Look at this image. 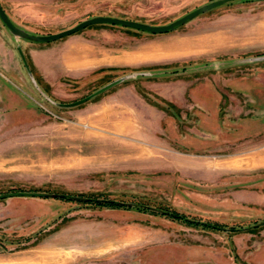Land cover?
I'll return each mask as SVG.
<instances>
[{"label": "rangeland", "instance_id": "rangeland-1", "mask_svg": "<svg viewBox=\"0 0 264 264\" xmlns=\"http://www.w3.org/2000/svg\"><path fill=\"white\" fill-rule=\"evenodd\" d=\"M208 0H0L34 33L94 14L166 23ZM71 101L58 106L31 84ZM264 0H228L165 32L93 23L47 42L0 22V191L36 188L172 209L59 197L0 198L4 264H264ZM144 72V73H140ZM230 228V229H227Z\"/></svg>", "mask_w": 264, "mask_h": 264}, {"label": "water", "instance_id": "water-1", "mask_svg": "<svg viewBox=\"0 0 264 264\" xmlns=\"http://www.w3.org/2000/svg\"><path fill=\"white\" fill-rule=\"evenodd\" d=\"M228 0H208L206 2L200 3L197 6L191 8L190 10L182 13L181 15L175 17L174 19L169 20L166 23H160V24H155V23H147L135 19H129V18H124V17H119V16H114V15H106V14H94L90 15L88 17H85L74 24H72L69 27L59 29L54 32H48V33H34L25 30L24 28L16 25L6 14L4 9L0 5V22L3 24V26L8 30V32L15 38H23L25 40L33 41V42H47L51 41L54 39H57L59 37L68 35L72 32H75L77 30H80L81 28L85 27L86 25L93 24V23H111V24H117V25H122L134 29H138L141 31H146V32H152V33H157V32H165L168 30H171L180 24L186 22L187 20L193 18L197 14L206 11L210 8H213L217 5H220ZM17 53L19 55V58L23 64V67L26 71V74L28 75V78L36 90L42 94L48 101H50L53 104H56L58 106H73L76 104H79L90 97L94 96L95 94L107 89L108 87L112 86L113 84L123 80L124 78L134 76L136 72H131L129 74H124L121 76H118L102 85L99 87L95 88L91 92L85 94L84 96H81L79 98H76L71 101H66V102H60V101H54L47 94H45L37 84L33 74L31 73L29 66L26 62V59L19 47V45L16 46ZM264 58V55L261 56H254V57H249L247 58L248 60H253V59H260ZM144 73V72H140ZM13 194H22V195H35V196H46V197H60V196H67L69 198H77V199H85V197L81 196H75V195H68L65 193H60V192H47V191H15V192H3L0 193V197L2 196H7V195H13ZM96 200H105L104 198H95ZM107 200V199H106ZM115 203H121L123 205H135L137 203L134 202H129V201H121V200H112ZM148 208L160 211L159 209L153 207V206H148ZM264 222V220H262Z\"/></svg>", "mask_w": 264, "mask_h": 264}, {"label": "trees", "instance_id": "trees-1", "mask_svg": "<svg viewBox=\"0 0 264 264\" xmlns=\"http://www.w3.org/2000/svg\"><path fill=\"white\" fill-rule=\"evenodd\" d=\"M27 64H28V62H27ZM25 190L26 191H39L36 188L25 189V188L16 187V188H9V189H6L4 191H0V193H3V192H15V191H25ZM47 192H55V191H47ZM60 193H65V194H68V195L81 196V197H85V199L69 198L67 196H60L59 198H67V199L78 200V201H90V202H96L97 204L123 206V204H121V203L113 202L112 201L113 199L104 198L105 200H96L95 198H103V197H97V196L92 197V196H86V195L76 194V193L75 194L74 193H67V192H60ZM13 195L14 196L18 195L19 196V195H22V194H13ZM13 195L2 196L0 198L13 196ZM30 196H35V195H30ZM40 197H46V196H40ZM133 206L136 207L139 210H146L148 212L161 213V214H165V215H168V216L180 218L181 220L189 222V223H198V224L207 225V226L215 227V228H221L222 227V226H219V225H217L215 223H212V222H207V221H204V220H200V219H196V218H193V217H189L187 215H184V214L179 213V212H175L174 210L168 209V208H163V207H159V206H153V207H155V208L160 210V211H157V210H153V209L148 208V206H150V205L144 204V203H137V204H135ZM227 229H230V228H227Z\"/></svg>", "mask_w": 264, "mask_h": 264}, {"label": "crops", "instance_id": "crops-1", "mask_svg": "<svg viewBox=\"0 0 264 264\" xmlns=\"http://www.w3.org/2000/svg\"><path fill=\"white\" fill-rule=\"evenodd\" d=\"M6 261H5V257L1 256L0 257V264H4Z\"/></svg>", "mask_w": 264, "mask_h": 264}]
</instances>
